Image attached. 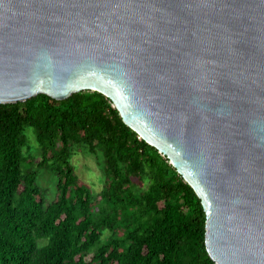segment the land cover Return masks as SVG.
<instances>
[{
  "label": "water",
  "instance_id": "obj_1",
  "mask_svg": "<svg viewBox=\"0 0 264 264\" xmlns=\"http://www.w3.org/2000/svg\"><path fill=\"white\" fill-rule=\"evenodd\" d=\"M86 90L192 187L215 264H264V0H0V103Z\"/></svg>",
  "mask_w": 264,
  "mask_h": 264
},
{
  "label": "trees",
  "instance_id": "obj_2",
  "mask_svg": "<svg viewBox=\"0 0 264 264\" xmlns=\"http://www.w3.org/2000/svg\"><path fill=\"white\" fill-rule=\"evenodd\" d=\"M77 146L103 156L98 194L75 173ZM44 169L56 175L53 199L38 183ZM204 238L192 187L102 93L0 103V264H215Z\"/></svg>",
  "mask_w": 264,
  "mask_h": 264
},
{
  "label": "rangeland",
  "instance_id": "obj_3",
  "mask_svg": "<svg viewBox=\"0 0 264 264\" xmlns=\"http://www.w3.org/2000/svg\"><path fill=\"white\" fill-rule=\"evenodd\" d=\"M30 144V152L37 154L36 143L32 129L27 130ZM28 148H24L27 153ZM71 162L78 178L84 182L94 194L102 189L104 185V160L102 154H92L88 152L85 146L75 147V153L71 157ZM38 183L46 190L49 199L55 197L56 192V175L50 170L44 169L38 178Z\"/></svg>",
  "mask_w": 264,
  "mask_h": 264
}]
</instances>
